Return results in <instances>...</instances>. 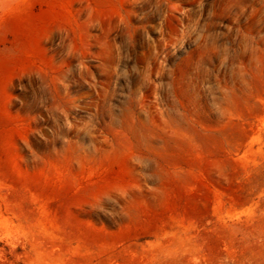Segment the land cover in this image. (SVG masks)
Listing matches in <instances>:
<instances>
[{
  "label": "rangeland",
  "instance_id": "rangeland-1",
  "mask_svg": "<svg viewBox=\"0 0 264 264\" xmlns=\"http://www.w3.org/2000/svg\"><path fill=\"white\" fill-rule=\"evenodd\" d=\"M0 264H264V0H0Z\"/></svg>",
  "mask_w": 264,
  "mask_h": 264
}]
</instances>
